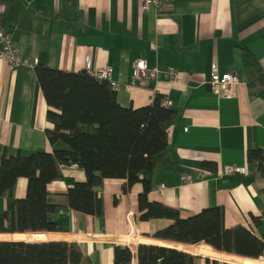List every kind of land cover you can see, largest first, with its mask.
Here are the masks:
<instances>
[{"label": "crops", "instance_id": "0c3cea01", "mask_svg": "<svg viewBox=\"0 0 264 264\" xmlns=\"http://www.w3.org/2000/svg\"><path fill=\"white\" fill-rule=\"evenodd\" d=\"M0 23L11 32L22 58L36 59V64L82 70L87 60L92 70L110 66L123 106L148 104L156 92L169 99L177 111L167 144L174 169L156 165L149 198L177 207L182 216L221 205L225 225L240 223L264 238V216L259 227L251 219L264 212V177L249 170L246 161L249 143L264 147V0H165L163 7L145 10L141 0H0ZM243 49L262 68L260 86L248 87L253 73L244 68ZM138 58L150 66L174 67L177 76L134 79ZM214 62L220 71L240 75L233 95L212 91ZM36 64L0 65V144L8 153L65 147L47 139L50 106L35 75ZM225 164L246 172L218 175ZM60 171L61 177L47 189L57 205L52 217L64 230L51 232L60 234L55 239L77 241L89 264H113L114 244L129 246L130 264H137V245L150 244L151 233L171 222L140 219L137 196L142 184L123 192V178H104L93 187L101 198L100 214L73 209L65 192L84 180L85 172L75 163L61 164ZM184 174L190 179H182ZM26 182L25 177L17 179L14 195H24ZM160 182L165 186L157 190ZM189 249L199 255L191 264H251L233 256L202 255L203 244ZM256 264H264V255Z\"/></svg>", "mask_w": 264, "mask_h": 264}, {"label": "trees", "instance_id": "16d2710c", "mask_svg": "<svg viewBox=\"0 0 264 264\" xmlns=\"http://www.w3.org/2000/svg\"><path fill=\"white\" fill-rule=\"evenodd\" d=\"M242 62L253 73L248 87L260 86L262 68L250 51L243 49ZM34 71L50 106L46 118L52 125L45 129L47 139L65 147L8 153L0 144V196L4 197L0 211V264H89L77 241L55 239L60 234L51 232L64 229L52 217L57 205L47 185L61 177V164L73 163L83 168L85 179L67 188L69 207L100 214L101 198L93 187L104 178H123V192L135 183L142 184L137 196L140 219L171 220L151 233L154 238L147 240L150 244L137 245V264H191L199 257L190 252L193 244H203L202 255L233 256L239 263L256 264L263 257V236L240 223L225 225L221 205L182 216L177 207L149 198L156 165L174 169L167 144L177 111L162 105V94L154 93L150 102L142 106H123L109 81L86 69L65 70L38 63ZM246 161L249 170L264 177V147L249 143ZM204 164L212 166L213 162ZM19 177L27 180L21 197L14 195ZM263 216L264 212L252 214L251 219L259 227ZM132 256L129 246L113 245V264H130Z\"/></svg>", "mask_w": 264, "mask_h": 264}, {"label": "built area", "instance_id": "2783aa9c", "mask_svg": "<svg viewBox=\"0 0 264 264\" xmlns=\"http://www.w3.org/2000/svg\"><path fill=\"white\" fill-rule=\"evenodd\" d=\"M165 0H141V8L145 10L149 6L155 8L163 7ZM36 59L29 61L22 58L20 49L16 45L12 38L11 32L6 30L0 23V65H7L11 68L18 66L19 64H36ZM85 68L88 73L95 75L99 78H103L109 81L113 88H117L118 82L112 76V70L110 66L104 67L101 70H92L89 67V62L85 61ZM133 76L134 79H140L142 81H149L153 79H159L160 77H175L177 71L174 67L162 68L159 66H150L147 61L142 58H138L133 62ZM241 82V77L234 71H220L217 63H212L209 83L212 91L216 95L230 96L236 91V86ZM162 105L171 106V101L163 96ZM233 172H246L245 168L234 164H225L217 169L218 175L229 174ZM182 179L189 180L188 175H182ZM165 184L160 182L156 185V189L160 190L164 188Z\"/></svg>", "mask_w": 264, "mask_h": 264}, {"label": "water", "instance_id": "95a60500", "mask_svg": "<svg viewBox=\"0 0 264 264\" xmlns=\"http://www.w3.org/2000/svg\"><path fill=\"white\" fill-rule=\"evenodd\" d=\"M166 246H169V245H166ZM170 247H173V246H170ZM174 248H176V247H174ZM178 249V248H177Z\"/></svg>", "mask_w": 264, "mask_h": 264}]
</instances>
